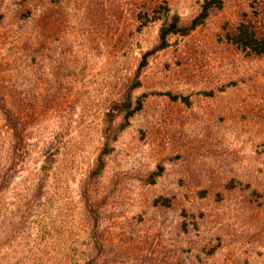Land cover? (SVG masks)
I'll return each mask as SVG.
<instances>
[{"label":"rangeland","instance_id":"374dc122","mask_svg":"<svg viewBox=\"0 0 264 264\" xmlns=\"http://www.w3.org/2000/svg\"><path fill=\"white\" fill-rule=\"evenodd\" d=\"M202 2L0 0V264H264V55L229 41L264 0L143 59Z\"/></svg>","mask_w":264,"mask_h":264},{"label":"trees","instance_id":"16d2710c","mask_svg":"<svg viewBox=\"0 0 264 264\" xmlns=\"http://www.w3.org/2000/svg\"><path fill=\"white\" fill-rule=\"evenodd\" d=\"M222 6V0H203L199 13L188 23L183 24L177 15L167 17L160 25L158 30V44L151 52L144 54L143 59L145 60L148 55H151L155 51L162 50L167 47V40L171 36H186L197 27L201 26L204 21L208 18L209 13L212 10L220 9ZM230 43L235 46L238 50L246 52L250 55L261 57L264 55V38L258 33L256 27L252 21L243 15V18L236 25L233 33L229 36ZM144 62L139 66L138 71L143 67ZM136 86L133 87L135 89ZM173 99H176L174 97ZM140 109V101L132 103L131 91H129L121 101L112 106V114L108 116L113 120L121 115H124V121L128 120L134 115L136 111ZM0 111L3 119L11 130V132L17 135V124L12 114L6 107L0 102ZM124 125L120 129H123ZM16 140V137H15ZM109 137L104 138L103 150L100 153L97 161L95 170L91 173L92 177L99 175L103 168V157L106 155V151L109 147Z\"/></svg>","mask_w":264,"mask_h":264}]
</instances>
